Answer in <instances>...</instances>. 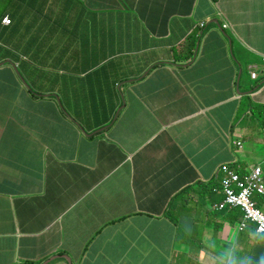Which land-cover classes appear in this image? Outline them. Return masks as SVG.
I'll use <instances>...</instances> for the list:
<instances>
[{"label": "crops", "instance_id": "obj_1", "mask_svg": "<svg viewBox=\"0 0 264 264\" xmlns=\"http://www.w3.org/2000/svg\"><path fill=\"white\" fill-rule=\"evenodd\" d=\"M263 68L264 0H0V264H258Z\"/></svg>", "mask_w": 264, "mask_h": 264}, {"label": "built area", "instance_id": "obj_2", "mask_svg": "<svg viewBox=\"0 0 264 264\" xmlns=\"http://www.w3.org/2000/svg\"><path fill=\"white\" fill-rule=\"evenodd\" d=\"M3 23L10 24L8 18ZM227 27V25H224ZM264 73V68L262 69ZM252 77H256V73H252ZM227 135L225 136V138ZM231 142V140H229ZM234 145L242 149V141L234 142ZM221 175H224L220 184V195L222 201L216 206L218 209H240L243 212L240 222L237 225V232H245L250 225H254L255 234H264V213L260 210L259 204L255 197L264 196V175L261 167H252L249 172L240 174L233 170L230 165L225 164L221 169Z\"/></svg>", "mask_w": 264, "mask_h": 264}, {"label": "trees", "instance_id": "obj_3", "mask_svg": "<svg viewBox=\"0 0 264 264\" xmlns=\"http://www.w3.org/2000/svg\"><path fill=\"white\" fill-rule=\"evenodd\" d=\"M261 197L262 196H257V198L255 197V199L257 200L258 204L260 205L262 200H261ZM240 213V212H239ZM241 215V213H240ZM254 228L253 229H250L248 231H245V232H242L241 233V236H240V239L242 242H247L251 240V235L250 233L253 232ZM255 240L257 241L258 245H256L257 248H260L259 251H258V264H263V261H264V235H260V236H254ZM248 252H246L244 254V256L248 257L249 255H247ZM242 254L239 253L238 251H235L234 254H233V257L232 260H234L236 257H241ZM248 264V263H247Z\"/></svg>", "mask_w": 264, "mask_h": 264}, {"label": "clouds", "instance_id": "obj_4", "mask_svg": "<svg viewBox=\"0 0 264 264\" xmlns=\"http://www.w3.org/2000/svg\"><path fill=\"white\" fill-rule=\"evenodd\" d=\"M226 164H228V163H226ZM228 165H230V164H228ZM230 167H231V165H230ZM231 168H232V167H231ZM232 169H233V170H236V169H234V168H232ZM236 171H238V170H236ZM238 172H239V171H238ZM239 173H240V172H239ZM219 194H220V192H219ZM222 200H223V199L221 198V200L218 201V202H216V203L218 204V203L221 202ZM221 210H227V211H228V209H226V208H225V209H221ZM237 210L241 213V215H240V219H241V216L243 215V212H242L240 209H237ZM239 222H240V220H239ZM239 222H238V224H239ZM251 226L254 227V225H252V224L250 225V227H251ZM250 227H249V228H250ZM248 230H249V229H248ZM248 230H247V231H248ZM239 233H241V232H239ZM252 234H253L254 236H260V235H256V234H255V228H254L253 232L250 233V235H252ZM262 235H264V234H262ZM223 264H234V260H232L231 258H226V260L223 262Z\"/></svg>", "mask_w": 264, "mask_h": 264}, {"label": "rangeland", "instance_id": "obj_5", "mask_svg": "<svg viewBox=\"0 0 264 264\" xmlns=\"http://www.w3.org/2000/svg\"><path fill=\"white\" fill-rule=\"evenodd\" d=\"M256 198H257V197H256ZM261 200H262V202H261V204L259 205V208H260V210L264 213V203H263L264 196L261 197ZM66 259H67V258H66ZM263 263H264V261H263Z\"/></svg>", "mask_w": 264, "mask_h": 264}]
</instances>
